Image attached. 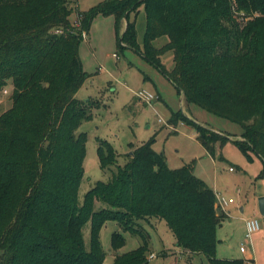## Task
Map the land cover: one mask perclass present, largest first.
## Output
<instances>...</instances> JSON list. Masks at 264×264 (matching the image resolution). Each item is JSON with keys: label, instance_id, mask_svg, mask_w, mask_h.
Masks as SVG:
<instances>
[{"label": "trees", "instance_id": "obj_1", "mask_svg": "<svg viewBox=\"0 0 264 264\" xmlns=\"http://www.w3.org/2000/svg\"><path fill=\"white\" fill-rule=\"evenodd\" d=\"M141 7L142 48L136 30ZM75 12L80 26L71 19ZM98 16L113 17L118 48L139 52L190 108L242 132L217 133L182 111L172 113L171 125L192 127L211 156L217 143L233 142L248 159L261 160L258 179H264V0H103L87 11H78L77 0H0V94L10 90L11 100L0 113V264H102L100 232L108 222L142 240L113 264H150L143 224L159 221L177 249L203 255L209 264H245L217 257L225 214L216 209L215 191L194 166L171 169L154 148V136L131 145L129 161L80 201L87 134L79 129L92 115L90 103L76 97L91 76L79 48ZM162 38L166 42L156 47ZM168 52L171 70L162 62ZM97 154L102 170L117 165L119 155L108 141L98 142ZM97 202L107 207L96 210ZM124 245L115 232L113 250Z\"/></svg>", "mask_w": 264, "mask_h": 264}, {"label": "rangeland", "instance_id": "obj_2", "mask_svg": "<svg viewBox=\"0 0 264 264\" xmlns=\"http://www.w3.org/2000/svg\"><path fill=\"white\" fill-rule=\"evenodd\" d=\"M101 1L103 0H77L78 11H87ZM77 18L75 12L71 19L74 22ZM125 24L124 21L122 27ZM136 30L137 40L142 48L146 32L144 7L137 14ZM165 42L166 39L162 38L155 45L159 48ZM79 54L84 70L92 75L78 94L79 100L90 103L92 115L91 120L83 122L79 129V132L87 134L85 175L79 192L80 201H83L85 194L97 182L110 181L117 166H123L129 161L131 145L137 147L154 136V148L165 155L171 169L184 165L196 167L195 175L215 187L216 192L229 200L230 204L225 206L229 216L223 214L225 218L217 229V257L226 260H245L252 257L255 264H264L263 220L261 230L253 234L251 241L246 239L245 220H240L242 217H261L258 210V198L264 196V179H258L263 168L261 160L256 156L252 160L248 159L231 141L223 146L217 143L215 155L211 156L198 142L196 131L192 127L177 126L178 131L175 130L177 128L170 125L169 121L173 112L182 111L179 93L139 52L129 48L121 51L118 48L113 17L98 16L93 21L88 38L86 36L80 45ZM162 61L168 69H172L173 53L168 52L162 56ZM99 68L102 70L99 71ZM141 91L155 96L159 93L161 100H153L151 106L136 95ZM181 96L184 114L191 119L184 95ZM10 106V90L7 93L2 91L0 113ZM191 113L198 123L222 134L239 136L242 132L239 125L208 113L198 106L191 105ZM159 118L167 124L159 123ZM231 139L236 140L233 137ZM103 140L108 141L119 155L117 165L108 170L100 168L97 154L98 142ZM230 167H234L235 172L230 173ZM238 190L241 191L240 194ZM240 206H243L244 213L240 212ZM105 207L107 205L102 202L96 203V210ZM153 224H143L150 238V253L147 255L150 264H188L176 251L175 238L166 223L159 221ZM83 232L88 245L89 224L84 227ZM115 232L121 233L125 238L124 247L118 251L111 246ZM100 242L105 252L102 264H113L117 256L129 253L142 244L140 237L124 232L115 222L105 224L100 232ZM242 244L246 245L244 250ZM152 255L155 257L151 258ZM203 258L206 264L207 259ZM197 262L201 264L200 259ZM245 264L250 263L245 261Z\"/></svg>", "mask_w": 264, "mask_h": 264}, {"label": "built area", "instance_id": "obj_3", "mask_svg": "<svg viewBox=\"0 0 264 264\" xmlns=\"http://www.w3.org/2000/svg\"><path fill=\"white\" fill-rule=\"evenodd\" d=\"M75 24L77 26H80V18H79V16L76 19ZM86 36H87L86 33L83 32L84 39H86ZM114 57H116V55H114ZM4 92L7 93V90H5ZM136 95L139 96V98H141L144 101H146L151 106H152L153 100L157 99L156 96H154L153 94L148 93L146 91H141L139 93H136ZM159 123L167 124L162 119H159ZM229 171L230 172H234L235 171L234 167H230ZM238 193H240V191H238ZM215 195H216V209L218 210L219 213H222V214H225V215L229 216V213L226 212V210H225V206L230 204L229 200L227 201L226 199H224L221 196V194L218 193V192H215ZM261 220H262V217L258 218L256 216H254L253 218H250V219H245V223H246V239L248 241L252 240L253 234H255V233H257V232H259L261 230ZM245 247H246V245L242 244V249L243 250L245 249ZM153 257H155V255L151 256V258H153ZM245 261H246V263L255 264V260L252 257L248 258Z\"/></svg>", "mask_w": 264, "mask_h": 264}, {"label": "crops", "instance_id": "obj_4", "mask_svg": "<svg viewBox=\"0 0 264 264\" xmlns=\"http://www.w3.org/2000/svg\"><path fill=\"white\" fill-rule=\"evenodd\" d=\"M73 21V20H72ZM75 21L76 20H74V23H75ZM125 26H126V24L125 25H123V27L121 28V31H120V33L122 34L123 32H124V30H125ZM89 34V33H88ZM163 62V61H162ZM102 70V68H99V71H101ZM169 70H171V69H169ZM92 76V75H91ZM91 76L86 80V82L89 80V79H91ZM85 82V83H86ZM85 83H84V85H85ZM83 85V86H84ZM82 86V87H83ZM82 89V88H81ZM80 89V90H81ZM79 90V91H80ZM78 94H79V92L77 93V95H76V97L78 98ZM155 96V95H154ZM156 97H157V99H159V100H161V96L159 95V93H158V95H156ZM180 98H181V104H182V111H183V113H185L184 112V107H183V103H182V96L180 95ZM187 105V104H186ZM187 107V110H188V113L190 114V116H191V119H193V120H195V118L193 117V114L191 113V108H190V106H186ZM190 118V117H189ZM160 119V118H159ZM158 119V120H159ZM196 121V120H195ZM197 122V121H196ZM167 123V122H166ZM170 124V123H169ZM171 125V124H170ZM177 126H187L186 124H184V123H179ZM177 126H173V127H176L177 129H175V130H177L178 131V128L179 127H177ZM149 130H151V127H149ZM178 133V132H177ZM197 134V133H196ZM197 136V135H196ZM167 160V159H166ZM168 162V161H167ZM230 172V171H229ZM235 172V171H234ZM194 173H196V167H194ZM230 173H233V172H230ZM209 185V184H208ZM210 186V185H209ZM211 187V186H210ZM215 192H216V189H215V187H211ZM238 191H240V190H238ZM240 193H241V191H240ZM240 193H238V194H240ZM232 202H234L233 201V199H232ZM240 212L241 213H244V208H243V206H240ZM240 220L241 221H243L244 222V220H245V218L243 219V217L242 218H240ZM169 232L171 233V231L169 230ZM172 234V233H171ZM175 246H176V240H175ZM176 251L177 252H179V254H180V256L182 257V258H184L185 259V261L188 263V264H198V262H197V260L198 259H200V261H201V264H204V256L203 255H192V254H190V253H188V252H183V251H181V250H179V249H176ZM152 253V252H151ZM219 259H222V258H219ZM248 259V258H247ZM247 259H245V260H247ZM232 260V259H231ZM244 260V261H245ZM207 262H206V264H208L209 262H208V260H206ZM199 264H200V262H199Z\"/></svg>", "mask_w": 264, "mask_h": 264}, {"label": "water", "instance_id": "obj_5", "mask_svg": "<svg viewBox=\"0 0 264 264\" xmlns=\"http://www.w3.org/2000/svg\"><path fill=\"white\" fill-rule=\"evenodd\" d=\"M214 131H216V130H214ZM216 132L221 133L219 131H216ZM258 210H259L260 216L262 217V220L264 222V196H261L258 198Z\"/></svg>", "mask_w": 264, "mask_h": 264}]
</instances>
